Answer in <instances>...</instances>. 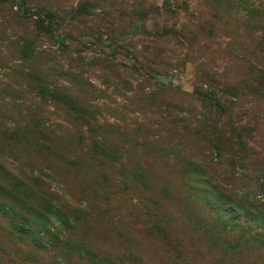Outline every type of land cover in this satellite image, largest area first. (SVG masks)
Listing matches in <instances>:
<instances>
[{
    "label": "rangeland",
    "instance_id": "obj_1",
    "mask_svg": "<svg viewBox=\"0 0 264 264\" xmlns=\"http://www.w3.org/2000/svg\"><path fill=\"white\" fill-rule=\"evenodd\" d=\"M0 264H264V0H0Z\"/></svg>",
    "mask_w": 264,
    "mask_h": 264
}]
</instances>
